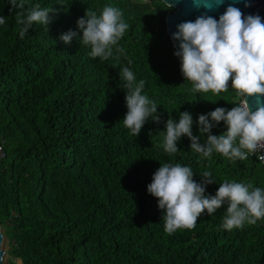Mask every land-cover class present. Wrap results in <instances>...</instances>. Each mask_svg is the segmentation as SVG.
Instances as JSON below:
<instances>
[{"label":"trees","instance_id":"trees-1","mask_svg":"<svg viewBox=\"0 0 264 264\" xmlns=\"http://www.w3.org/2000/svg\"><path fill=\"white\" fill-rule=\"evenodd\" d=\"M20 3V0H17ZM0 0V231L9 255L23 264H264V218L223 227L227 201L207 210L193 228L165 231V213L147 191L163 164L188 166L193 180L205 171L215 195L224 181L264 189V166L254 159L204 157L186 136L167 153L165 123L192 116V134L203 144L199 115L226 111L239 101L234 89L194 92L166 34L172 12L160 0ZM39 4L52 9L46 25L33 23L23 38L17 12ZM122 10L128 24L107 59L84 44L79 18L104 5ZM76 35L70 43L60 37ZM128 67L142 94L157 104L138 136L124 126ZM210 120V117H209ZM211 122V121H210ZM226 131L223 121L212 135Z\"/></svg>","mask_w":264,"mask_h":264},{"label":"clouds","instance_id":"clouds-1","mask_svg":"<svg viewBox=\"0 0 264 264\" xmlns=\"http://www.w3.org/2000/svg\"><path fill=\"white\" fill-rule=\"evenodd\" d=\"M10 2L12 8H25L24 0ZM216 2L219 4L223 0ZM194 4L197 7L202 4L209 6L207 0H194ZM50 11L52 9L36 4L26 12H17L20 37H24L34 22L48 24ZM122 16L120 8L108 4L102 7L99 15L87 9L84 17L78 19L77 27L82 30L81 41L91 46L93 57L107 59L113 54L112 46L128 28ZM4 23L5 19L0 17V25ZM177 27L173 38L180 41V51L174 55L181 57L182 74L192 82L193 91H211L218 95L228 90L231 80V88L239 101L231 110L218 107L207 115L198 116L199 131L207 134L203 144L200 136L192 134L190 113H180L178 122L169 118L165 123L164 151L177 152L176 142L181 136L188 137L190 148L204 157H210L215 151L232 160H243L248 158V154L264 149V104L250 111L246 100L253 95L264 96V22L258 15L243 17L238 8L229 6L218 21L200 16L195 22H184ZM75 35L70 31L60 39L67 44ZM122 78L127 81L129 90L125 95L127 112L123 124L138 136L149 117L159 122L157 104L142 94L145 82L140 80L135 83L136 78L128 67L122 68ZM221 121L226 131L212 135L211 129ZM260 158L264 159V156ZM193 175L188 166L163 164L147 186L148 193L157 198V207L165 213L167 233L180 228H193L202 212L207 210L208 214H212L226 201L225 229L239 228L245 222L255 224L258 219L264 218V189L251 183L224 181L215 195H206V185L215 182L212 173L203 172L201 183L194 181Z\"/></svg>","mask_w":264,"mask_h":264},{"label":"water","instance_id":"water-1","mask_svg":"<svg viewBox=\"0 0 264 264\" xmlns=\"http://www.w3.org/2000/svg\"><path fill=\"white\" fill-rule=\"evenodd\" d=\"M167 8H171L173 11L168 13L165 17V29L166 34L171 42V45L176 52L180 51V41L173 38V34L178 31V25L184 22H195L200 16L212 17L215 20H219L220 16L224 14L227 7L233 6L238 8L243 17L259 16L261 22H264V0H223L222 3L217 4L216 0H207L208 7L203 4L197 7L194 4V0H160ZM180 64L181 57L177 56ZM229 86H231V80H229ZM250 111H255L256 108L264 104V96H249L246 97ZM3 236L0 231V264H2L3 252L1 251V244Z\"/></svg>","mask_w":264,"mask_h":264},{"label":"built area","instance_id":"built-area-1","mask_svg":"<svg viewBox=\"0 0 264 264\" xmlns=\"http://www.w3.org/2000/svg\"><path fill=\"white\" fill-rule=\"evenodd\" d=\"M2 146H3V144L0 143V164H1V162L5 158V153H4V150H3V147ZM261 156H264V149H259L255 153L248 154V159H254L259 164H261L262 166H264V159H261L260 158ZM2 264H4V263L2 262ZM14 264H23V263L22 262H19V261H16Z\"/></svg>","mask_w":264,"mask_h":264},{"label":"rangeland","instance_id":"rangeland-1","mask_svg":"<svg viewBox=\"0 0 264 264\" xmlns=\"http://www.w3.org/2000/svg\"><path fill=\"white\" fill-rule=\"evenodd\" d=\"M1 251L4 253L3 259H2L3 263L4 264H14L13 258L9 255L7 240L5 238L3 239L2 244H1Z\"/></svg>","mask_w":264,"mask_h":264}]
</instances>
